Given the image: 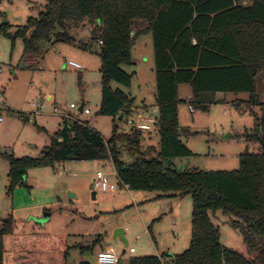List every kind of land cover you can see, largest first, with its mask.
I'll return each mask as SVG.
<instances>
[{"label": "trees", "instance_id": "obj_1", "mask_svg": "<svg viewBox=\"0 0 264 264\" xmlns=\"http://www.w3.org/2000/svg\"><path fill=\"white\" fill-rule=\"evenodd\" d=\"M145 29L133 34L135 21ZM90 26V43H99L101 59V103L98 114L115 117L129 111L133 100L123 90L110 88L114 82L129 88L132 74L123 67L134 65L132 47L136 38L150 32L154 53L155 106L158 110L157 156L140 149L141 133H118L110 138L78 118L66 115L58 130L37 157H15L8 162L9 191L24 183L28 169L67 160L110 162L116 178L131 191L157 192L160 197L192 198L191 242L181 254L132 257L129 264H264V103H260L256 77L264 76V0H46L36 18L13 31L0 26L11 41L21 39L23 62L43 57L57 43H73L70 31ZM87 48V44L83 45ZM192 89L189 105L208 109L216 93H245L247 104L259 105L253 134L257 153L245 152L233 171H181L171 163L192 155L180 140L177 122V88ZM134 156L132 163L120 158L121 146ZM46 211L67 210L47 206ZM221 212L243 239L247 255L220 242L219 227L210 219ZM12 220L0 229V264H68L70 248H4L3 236L11 234Z\"/></svg>", "mask_w": 264, "mask_h": 264}, {"label": "rangeland", "instance_id": "obj_2", "mask_svg": "<svg viewBox=\"0 0 264 264\" xmlns=\"http://www.w3.org/2000/svg\"><path fill=\"white\" fill-rule=\"evenodd\" d=\"M46 0H0V26L13 31L36 18ZM143 21H135L133 34L145 29ZM90 26L70 31L73 43H57L47 48L35 66L21 60V39L11 41L0 32V91L6 100L0 125V229L12 220L11 234L3 236L4 248L15 253L21 249L46 250L62 246L70 248L68 264L88 260L96 264L100 250L111 247L127 264L128 258L178 255L191 242L192 198L190 195L155 198L156 192L117 189L102 192L93 185L95 173H105L109 182H116L110 162L100 160H67L60 165L30 168L24 183L9 191L8 162L3 155L37 157L50 144L62 118L74 114L81 122L110 138L112 127L118 133H128L126 116L107 117L98 114L101 103V59L99 43H90ZM87 44V48L83 45ZM136 64L123 69L132 74L129 88L111 82L112 90L127 92L132 107L144 115L158 117L155 107V71L152 35L138 36L132 47ZM74 61L77 70L67 65ZM260 103H264V76L256 77ZM190 87H180L177 122L180 140L192 155L174 159L171 163L181 171H233L239 168V158L245 152L257 153L258 143L248 140L253 134L259 105H249V95L226 93V102L210 103L208 109H194L186 102ZM73 103L84 104L89 114L70 109ZM120 158L132 163L134 156L120 145ZM140 149L157 156L159 136L142 134ZM60 167V168H59ZM93 193L95 198L93 199ZM73 196V197H71ZM168 203L169 206L162 204ZM66 206L67 210L46 211L47 206ZM219 227L220 242L226 248L247 255L241 234L230 227L229 217L221 212L210 214ZM123 229L126 246L113 238L116 229ZM100 239V240H99ZM133 248L135 253L128 250ZM122 250L125 254L121 255Z\"/></svg>", "mask_w": 264, "mask_h": 264}, {"label": "built area", "instance_id": "obj_3", "mask_svg": "<svg viewBox=\"0 0 264 264\" xmlns=\"http://www.w3.org/2000/svg\"><path fill=\"white\" fill-rule=\"evenodd\" d=\"M67 65L77 70L82 69V66L74 61H69ZM5 106L6 100L4 97V93L0 91V125L3 123L2 111L5 109ZM69 108L77 109L78 106L72 103L69 105ZM82 112L84 114H88L89 110L83 107ZM124 115L126 116L125 122L128 125L129 129L137 131L141 134L150 135L151 133H155L156 135H158V117L144 115V113H142L140 109H137L135 107H130L129 111L124 113ZM93 185L95 188H99L102 192L114 191L117 189L128 190V187L121 183L117 178L116 182H109L106 178V174L100 171L96 172L93 179ZM128 251L131 254L134 253L133 248H130ZM118 262L119 257L114 253L112 249L102 250L96 255V264H118Z\"/></svg>", "mask_w": 264, "mask_h": 264}, {"label": "crops", "instance_id": "obj_4", "mask_svg": "<svg viewBox=\"0 0 264 264\" xmlns=\"http://www.w3.org/2000/svg\"><path fill=\"white\" fill-rule=\"evenodd\" d=\"M39 61H40V58H36V59H33V60H28V61H25V63L28 65H30L31 67L32 66H35L36 64H38L39 63ZM134 62V61H133ZM134 64H136V62H134ZM82 70V69H81ZM183 85H188V84H181V85H179L178 86V88H177V97H178V93H179V90H180V87L181 86H183ZM189 87H190V85H188ZM154 96H155V94H154ZM191 98H192V89H191V87H190V90H189V94L187 95V97H186V102L187 103H189V101L191 100ZM178 99H179V97H178ZM213 101L215 102V101H218L219 103H221V102H226V94H222V93H216L214 96H213ZM72 104V103H71ZM83 107H84V104H83ZM79 109V108H78ZM156 109H157V107L155 106L154 107V111H156ZM79 112V111H78ZM80 113H83V112H80ZM89 114V113H88ZM67 115H69L70 117H73V115L74 114H67ZM73 118H76L75 116L73 117ZM61 123V122H60ZM60 123H59V126H60ZM59 128V127H58ZM58 130V129H57ZM60 165V164H59ZM60 168V167H59ZM96 174V173H95ZM113 174H114V176H115V172H114V170H113ZM107 176V175H106ZM115 180H116V176H115ZM122 190H124V189H122ZM127 191V190H126ZM160 194H158L157 192H156V194H155V198H157V199H168V198H171V197H175V196H162V197H160L159 196ZM94 198H95V193H94ZM93 198V199H94ZM162 205H164V206H169V204L168 203H165V204H162ZM100 240V239H99ZM107 249H112L111 247H108ZM100 251H102V249L100 250ZM126 252V251H125ZM129 252V251H128ZM134 253H135V251H134ZM125 254V253H124ZM131 254V253H130ZM133 254V253H132ZM121 255H123L122 253H121ZM159 256V255H158ZM132 258V256H130L129 258H128V263L127 264H129V260ZM119 261H120V258H119ZM118 264H119V262H118Z\"/></svg>", "mask_w": 264, "mask_h": 264}, {"label": "water", "instance_id": "obj_5", "mask_svg": "<svg viewBox=\"0 0 264 264\" xmlns=\"http://www.w3.org/2000/svg\"><path fill=\"white\" fill-rule=\"evenodd\" d=\"M82 109H83V104H81V106L79 107L78 111L79 112H82ZM92 195H93V198H94V193ZM71 197H73V196H71ZM113 238L114 239L115 238L120 239L124 243V245L126 246L127 242H126V240L124 238V231H123V229H120V228L119 229H116L113 232ZM124 253H125V250H122V254H124ZM78 264H90V262L88 260H81Z\"/></svg>", "mask_w": 264, "mask_h": 264}]
</instances>
